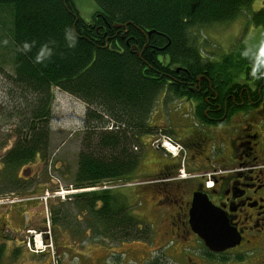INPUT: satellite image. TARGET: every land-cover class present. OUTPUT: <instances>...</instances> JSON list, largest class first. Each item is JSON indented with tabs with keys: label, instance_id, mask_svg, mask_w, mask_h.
I'll list each match as a JSON object with an SVG mask.
<instances>
[{
	"label": "trees",
	"instance_id": "trees-1",
	"mask_svg": "<svg viewBox=\"0 0 264 264\" xmlns=\"http://www.w3.org/2000/svg\"><path fill=\"white\" fill-rule=\"evenodd\" d=\"M253 1L94 0L98 10L85 21L74 0H0V6L13 9L10 42L0 46L7 47L11 83L30 107L17 140L1 158L5 191L31 186L30 181L20 186L19 171L35 157L46 160L53 87L85 105L75 189L130 177L139 167L142 138L170 133L149 121L163 90L167 100L192 103V118L204 127L223 125L264 104V64L258 56L240 43L209 57L192 33L232 22ZM249 18L264 30V1ZM262 40L261 50L264 35ZM41 51L46 55L37 61ZM50 222L80 248L151 241L149 225L129 213L127 197L115 190L73 194L52 208Z\"/></svg>",
	"mask_w": 264,
	"mask_h": 264
},
{
	"label": "rangeland",
	"instance_id": "rangeland-1",
	"mask_svg": "<svg viewBox=\"0 0 264 264\" xmlns=\"http://www.w3.org/2000/svg\"><path fill=\"white\" fill-rule=\"evenodd\" d=\"M263 1L264 0H254L249 6L247 13L244 12L230 23L212 24L208 27L204 26L192 29V33L197 37L196 41L199 45L201 54L204 53L209 57L215 55L213 58H218L222 56L223 53L231 51L241 43L245 45L248 51L253 55L263 57L264 55H261V45L264 30L261 27L253 25L249 18L253 11H257L263 7ZM74 4L78 10L79 17L83 18L85 21H90L93 13L98 10V5L95 4L94 0H74ZM12 11L11 5H6L5 7L0 6V45L4 43L3 45L6 46V44L10 42L7 30L9 27L11 30ZM5 46L4 48L0 46V52L3 54L1 61L3 71L2 73L0 72V167H2L1 158L10 150L13 143L17 140L18 127L23 125L26 118L30 115L28 97H22L20 92L16 91L14 88L15 85L11 83L10 77L13 75L12 66L6 57L8 52ZM51 93V117L48 135L49 149L46 154V160L35 157L32 163L25 165V167L19 171V177L23 180L20 186L25 185V183L27 184L29 181L31 182V186L23 191L15 192L13 195H11L10 192H6L3 196L4 198H8V201L19 198L23 200L22 214L19 213L17 218L18 226L13 229L10 228L13 234L9 233L10 237L19 233L22 241L28 237V229L33 230L35 233L40 232L43 240L47 237L44 232H48V226L43 230V227L46 225L45 220L48 217L51 218L52 208L56 207L59 201L48 199L46 202L47 204H45V201H43V199L41 201L38 197H43L45 195L44 192L47 190L50 192L53 191L57 181H59L61 185L68 186V184H73V175L76 171V161L78 157L77 154L81 148L80 144L83 137V119L85 114L84 103L68 93L61 92L55 87L51 89ZM166 93L165 90L161 91L157 98L158 100L149 119L150 125L151 127H157L158 125H162V123L165 124L178 138H180L179 142L185 146L184 141L182 142L181 139L186 135L193 136L195 129L200 131L199 129L201 128L194 123L192 118L193 104L184 99L167 100ZM167 107H169V109ZM256 115V111H250L247 115L237 114L235 118H232L231 123L235 125L239 124L240 126L248 123L254 125L257 119H259V117H257V119L255 118ZM260 123L258 126L261 125ZM228 127H231L230 124H227V126L222 125L207 128L208 134L206 137L208 136V140L210 141H207L204 146V153L202 155L206 156L208 153L211 158H214L216 154L214 145L216 142L217 148L221 150L222 157L228 161L230 151L228 144L229 138L225 135L229 133V130L227 131ZM219 131L221 134H219ZM233 133V130L230 131V135ZM146 138H150V135H145L142 138V143L145 142ZM174 139L178 141L175 136ZM143 147H145L144 143L142 149ZM186 151L184 162L186 165L185 171L187 172H200L199 170H203V167L205 168L207 165L209 169L219 167V165L213 163L205 166L201 165L195 169L194 163L189 156L190 152L187 148ZM169 157L171 158V156ZM161 165V161L153 156L147 159L146 164L143 162V165H140L142 169L136 170L130 177L122 178V180H111V182H109L110 184H114V186L118 185L117 187H122L115 191L127 197V208H129V213L141 219L151 228V242L148 243L146 247H144L143 242L135 241L125 242L113 248L106 245H93L80 248V246L71 241L66 232L54 230L50 223L49 230L51 236L49 235V237H47L50 243H47L49 244L48 250L39 254H33L28 249L25 251L21 244V253L18 259H27L28 264H35L40 262L44 263L50 256L62 255L61 257L66 258L67 255H71L74 258L72 260L74 264H137V262H139L137 259H140L142 254H138L136 249L150 251L147 254V258L154 256L152 249L158 246L157 244L160 243L161 239L164 237L162 233L167 230L163 228L162 225L164 223L163 221L166 219L165 214L168 211V207L163 208L162 205H164V203L159 206L157 200L160 198L157 189L162 186V184H154L152 187L153 189L151 186L145 185V183L131 185L137 181L142 182L143 180L153 179L157 173H159L158 171ZM125 181L134 182L125 183ZM194 181L195 180L186 179V181L180 180L176 182H182L184 184L186 182H192V184H194L196 182ZM176 182H170L173 184L168 185L169 188H173L172 185ZM185 185L187 186L188 184ZM3 186L7 189V183H5V181ZM26 198L32 200L25 201ZM153 237L156 242H153ZM152 242L153 244H151ZM157 252L161 254L160 251ZM143 254L145 255V252H143ZM10 256L11 260H15L14 256ZM66 262L67 261L62 260V264H68Z\"/></svg>",
	"mask_w": 264,
	"mask_h": 264
},
{
	"label": "flooded vegetation",
	"instance_id": "flooded-vegetation-1",
	"mask_svg": "<svg viewBox=\"0 0 264 264\" xmlns=\"http://www.w3.org/2000/svg\"><path fill=\"white\" fill-rule=\"evenodd\" d=\"M258 105L257 109L252 110L256 111L255 118L259 117L254 125L248 123L240 126L231 123L232 118L237 115L223 124L231 126L227 128L229 133L225 134L229 138V159H223L224 164L221 165L225 173L210 178L213 182L211 189L205 190L202 181L194 184L186 182L187 186L176 182L172 185L173 188L168 186L173 183L165 182L158 187V205L164 203L163 208L168 207L162 225L167 230L162 233L164 237L158 246L152 249L155 257L147 258L150 251L136 249L138 254H142L140 259H137V264H264V104ZM196 125L201 127L200 131L195 129L191 140L186 141L192 143L195 140L203 154L204 146L210 141L208 136L206 137L209 126L204 127L200 123ZM232 130L234 133L230 135ZM3 184V172L0 167V264H28L27 259H18L21 244L26 251L24 241L27 237L22 241L19 233L13 237L9 235L13 234L10 228L18 226L17 218L19 213L22 214L23 200L19 198L8 201V198H4L6 192L13 195L19 191H5ZM198 189H201L207 195L208 201L224 215L227 225L237 235L238 243L232 248L220 253L209 251L204 246V240L198 237L190 226V204L193 193ZM47 237L44 240H47ZM150 242L144 243V247ZM10 255L14 256L15 260H11ZM61 256H50L44 263L35 264H62V260L74 264L71 255L66 258Z\"/></svg>",
	"mask_w": 264,
	"mask_h": 264
},
{
	"label": "water",
	"instance_id": "water-1",
	"mask_svg": "<svg viewBox=\"0 0 264 264\" xmlns=\"http://www.w3.org/2000/svg\"><path fill=\"white\" fill-rule=\"evenodd\" d=\"M190 205V226L204 240V246L209 251L220 253L238 243L237 235L227 225L224 215L208 201L201 189L193 193Z\"/></svg>",
	"mask_w": 264,
	"mask_h": 264
},
{
	"label": "crops",
	"instance_id": "crops-1",
	"mask_svg": "<svg viewBox=\"0 0 264 264\" xmlns=\"http://www.w3.org/2000/svg\"><path fill=\"white\" fill-rule=\"evenodd\" d=\"M167 108L169 109V107H167ZM162 126H165V124L162 123V125H158V127H162ZM170 134H172V136H175L178 139V141H180L179 140L180 138H178L177 135H175L172 130H171ZM152 137L153 136H150V138H146L145 142H143L145 147H143V149H142V155H141V159L139 161L138 169H142V166L140 167V165H143V162L146 164L147 159L152 158L154 156V157H157L162 163V165L160 166V170L158 172H162L163 174H167V175H173L175 170H176L177 164H178L177 159L176 158L172 159V158L165 156V155L155 151L154 149H152L150 147V143H151L150 141L152 140ZM189 137H190V135H186V136H184L183 139H181V141L187 140ZM214 147L216 148V149L214 148L216 150V154H215L214 158H211L208 153L206 156L202 155V152L200 153L196 147L191 146V147L187 148V150L190 152L189 156H190V159L192 160V162L194 163L195 169L197 167H200L201 165L205 166L207 164H213V163L219 165V167H220V165L224 161L223 160L224 157H222V155H221V150H219V148H217L218 146H217L216 142H215ZM205 157H209V159L206 160ZM207 166L205 167L206 169H207ZM206 169H204V170H206ZM204 170H199V171H204ZM190 172L191 173H197V172H192V171H190Z\"/></svg>",
	"mask_w": 264,
	"mask_h": 264
},
{
	"label": "built area",
	"instance_id": "built-area-1",
	"mask_svg": "<svg viewBox=\"0 0 264 264\" xmlns=\"http://www.w3.org/2000/svg\"><path fill=\"white\" fill-rule=\"evenodd\" d=\"M152 145L155 148L158 149H162L168 153H170L171 155H176L179 153V151H182L181 146L176 143L175 141H172V139L166 135L160 136L157 139H155L152 143ZM182 173V172H181ZM183 176V173H182ZM103 188H108L106 186H102ZM99 188L97 187H91L90 189H87L88 191L90 190H98ZM80 191H84L83 189H74L71 186L68 187V189H63L61 186L58 187V189L53 192V193H45V195L43 197H41L40 199L46 202V200L51 197V198H60L62 200L64 199H68L69 195L71 194H75V193H79ZM27 248L34 253H39L47 248H49V245L46 244H42L41 238H40V234L35 235L32 240L30 238L27 239L26 244Z\"/></svg>",
	"mask_w": 264,
	"mask_h": 264
},
{
	"label": "clouds",
	"instance_id": "clouds-1",
	"mask_svg": "<svg viewBox=\"0 0 264 264\" xmlns=\"http://www.w3.org/2000/svg\"><path fill=\"white\" fill-rule=\"evenodd\" d=\"M24 47L27 49L28 45L25 44ZM244 54L246 55L247 52H245ZM44 55H46V53H44L43 51H41V53L36 56V60L37 61H40ZM261 55H264V49L261 50ZM257 60H258V63L264 64V59H261L260 56L257 57ZM255 71H256V66L253 67V73H255Z\"/></svg>",
	"mask_w": 264,
	"mask_h": 264
},
{
	"label": "bare ground",
	"instance_id": "bare-ground-1",
	"mask_svg": "<svg viewBox=\"0 0 264 264\" xmlns=\"http://www.w3.org/2000/svg\"><path fill=\"white\" fill-rule=\"evenodd\" d=\"M228 63V62H227Z\"/></svg>",
	"mask_w": 264,
	"mask_h": 264
}]
</instances>
